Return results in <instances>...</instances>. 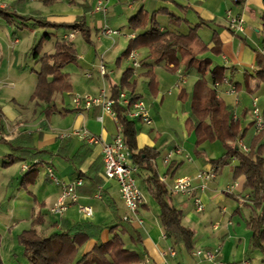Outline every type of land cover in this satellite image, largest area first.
Returning <instances> with one entry per match:
<instances>
[{
  "label": "crops",
  "instance_id": "obj_1",
  "mask_svg": "<svg viewBox=\"0 0 264 264\" xmlns=\"http://www.w3.org/2000/svg\"><path fill=\"white\" fill-rule=\"evenodd\" d=\"M28 1L8 0L9 3L21 2L20 6L12 7L15 12L23 16L30 15L26 13ZM49 1L54 3L50 9L40 6L35 8L30 16L35 15L59 25L72 24L83 19L90 28L91 34L93 29L96 30L97 41L95 48L78 55L76 64L62 70L65 74V84L69 89L67 92L55 94L51 103H36L29 100L28 104H21L16 98L2 93L0 88V174L5 172L4 174L8 176L3 184L7 187L6 192L3 197H0V201H6L9 207H24L25 205L21 204L25 201L22 192L30 194L33 204L28 206L32 212L31 227L27 230L34 227L42 237L60 234L74 226L88 223L100 227L102 232L99 237L91 238L80 247L77 255L79 260L90 253L98 241L106 243L111 238L109 228L118 224L120 219L123 221L127 215V209L121 198L118 183L105 177L102 154L103 144L113 141L119 132V125L100 107L75 109L73 105L75 93L98 94L106 90L111 95L114 85H125L124 73L128 69L133 70L131 65L129 68L126 64L131 63L128 57L130 42L141 33L139 30H131L129 23L131 18L141 12L146 20H150L155 14L162 30L167 31H180L187 34L191 28L202 23L209 25L201 27L197 33L200 41L208 45L209 50L214 47L215 36L220 40V55L212 52L204 55L212 60L213 66L226 68L223 83L218 87L212 85L218 97L232 107L235 105L236 111L251 102L252 108H246L244 111L246 116H251L254 102L257 100V105L263 112L264 84L261 74L256 69L255 59L256 53H264V0H243L239 4L232 3L230 0H109L106 18L94 13L97 0ZM22 2L27 4L24 3V6H21ZM7 5L10 7L11 4ZM229 10L235 15L244 16L246 21L244 34H234L229 30L226 16ZM163 11H166V14L162 13ZM9 13L3 12L0 8V19L7 20L11 24L10 20L6 19L9 18L6 17ZM170 14L179 17L180 22L170 19ZM105 26L117 31L118 38L105 36L103 34ZM24 28L30 34L35 33V37L39 35L40 29L34 30L27 26ZM69 34L56 33L58 37ZM77 34L78 32L75 37ZM55 41L56 39L53 38L47 43L51 48L44 47L43 54L54 53ZM121 41L127 45L123 51ZM17 43L19 44L18 39L14 44ZM72 44L74 46L73 42ZM135 52L138 54L140 68L133 70L134 74L130 78L128 75H125V78H128L130 85H133L134 95L141 96L148 103L153 118L152 126L135 121L138 129V147L139 149L147 147L159 152L154 164L159 177L166 180L164 184L169 189L182 171L194 177L199 171L214 168L210 164L198 161L195 157V136L190 134L186 123L189 107L178 99L182 89L188 93L192 92L199 76L194 72L184 71L183 67L172 74L164 72L163 67H154L153 74L156 82L155 85L149 86L151 76L146 73L151 69L145 66L151 63L146 60L149 49L139 48ZM100 60L107 67L108 74L105 77H102L99 72ZM1 61L2 58H0V72L3 67ZM17 64L16 58L8 60L5 73L0 76V83H13L10 73L14 67H18ZM36 65L40 67L39 64L36 63ZM250 71H253L255 75H251ZM34 73L36 74V71ZM88 75L91 77L89 78ZM241 76L244 79V89L238 82ZM254 76H257L258 80L254 81ZM175 80L178 81L176 85L179 91H176L173 97L169 94L173 93L172 89L174 91ZM146 84H148L147 87H145ZM231 85L236 87V94L229 93ZM36 87L37 81L30 90L31 96ZM124 91L130 90L126 88ZM99 118H102L103 122H100ZM250 127V124H244L245 129ZM79 129H86L90 134L101 137L103 143L90 145L78 137L71 136L73 131ZM176 148H181L184 153L176 156L171 164V161L167 163L165 161L167 154ZM25 150L30 152L26 154ZM159 163L162 164V171ZM237 164L238 162L233 161L230 167L233 168ZM169 167L171 169L168 171ZM47 168H52L62 183L68 184L79 178L84 182L77 189V203L71 205L62 218L51 212L60 197V187L57 186L56 191L53 190V194L50 195L43 188V186L54 184L47 175ZM191 170L195 172L191 173ZM222 173L223 170L219 169L217 179L209 184L205 193H195L205 206L203 213L196 211L193 197L184 195L173 197L177 208L184 213L183 225L196 233L194 252L219 249L218 259L221 264H264V256L251 247V231L248 228L250 210L246 206L241 207L237 201L229 199L224 194L229 183L238 181L239 187L235 195L240 197L247 195L249 191L245 190L246 178L241 176L235 180L231 170L229 175H226L231 182L228 180L223 183L220 181ZM136 177L138 182H141L142 177L138 176V172ZM140 186L142 189L141 184ZM9 188H16V192L8 197ZM38 190L41 191L44 199L36 194ZM142 191L146 198L139 209L141 223L129 224L133 230L140 233L142 243L134 246L129 236H123L127 247L141 254L142 260L139 264H210L202 257H194L193 253L189 254L183 245H174L161 225L160 207L147 192L143 189ZM46 198L51 199L52 203L47 204ZM79 206L93 208V217L82 216L78 211ZM206 212L204 217L198 216ZM34 223H36L35 226H33ZM216 224L219 226L215 227ZM121 229L120 227L119 230ZM12 231L11 227L10 232ZM21 233L10 234L5 239L0 234V257L3 264H6L5 250L11 255L9 264H29L24 256V248L18 241Z\"/></svg>",
  "mask_w": 264,
  "mask_h": 264
},
{
  "label": "trees",
  "instance_id": "obj_2",
  "mask_svg": "<svg viewBox=\"0 0 264 264\" xmlns=\"http://www.w3.org/2000/svg\"><path fill=\"white\" fill-rule=\"evenodd\" d=\"M166 1V0H163ZM8 10H3L7 12ZM162 13L166 14V11ZM9 16V15H8ZM170 19L180 22V18L170 14ZM23 22L33 21L34 25L44 29V35L32 48L29 58L40 65L36 72L37 87L30 101L36 103H51L57 93L67 92L69 87L65 84V74L62 70L69 65L76 64L78 54L72 43L65 36L58 37L56 33L82 34L90 46H94L91 39V30L85 20L79 19L72 24H54L36 16H16ZM209 26L202 23L191 28L189 33L180 31L162 30L157 16L154 14L150 20L139 12L130 19L129 27L134 31H141L131 42L128 57L131 52L139 48H148L150 61L146 68L151 69L146 75L151 76L149 86L155 85L156 78L153 74L154 67H165L170 72H176L180 67L186 72H194L199 76L191 93L185 89L180 91L178 99L189 107L187 127L190 134L195 136L194 155L202 159L204 164H210L219 169L224 168L232 161L238 162L237 166L231 168L233 178H246L245 190L249 193L245 196L225 194L229 199L237 201L241 207L250 210L248 228L251 231V247L264 256V132L254 134V122L250 123L249 129L244 128L246 113L237 117L234 108L226 104L218 97L217 91L212 85L222 84L226 75V68L213 66L210 58L204 57L208 52L220 55V40L214 37V47L209 50L208 45L203 44L198 36L201 27ZM53 38L55 51L53 54H43L45 43ZM255 66L262 76L264 84V54L256 53ZM134 74L128 69L123 80L125 85L113 86L110 95L115 100L114 111L117 114L118 125L121 134L126 140L130 153V162L137 167L138 176L141 178L142 189L147 192L158 204L161 210L160 221L166 236L172 240L174 245H183L189 254L194 252V230L183 225L184 213L177 208L174 198L168 187L160 181L159 173L154 164L159 152L151 148L139 149L136 122L129 120L123 108L117 103L119 93L124 89L133 99H142L134 95L133 85L129 84V78ZM210 77V79L208 78ZM129 87V88H128ZM264 117V111L262 112ZM250 131V132H249ZM247 135V136H246ZM242 139L249 151L244 152L239 147ZM206 142H220L225 150L220 159H209L202 145ZM246 142V143H245ZM21 150V149H20ZM24 150V149H22ZM26 154L30 150H25ZM173 161L170 162V164ZM171 166V165H170ZM171 168L169 167L168 171ZM238 197H240L238 199ZM241 198L246 203H241ZM109 228L111 238L106 242H97L93 250L77 260L80 247L91 238H98L102 229L92 224L74 226L60 234L42 237L33 227L23 231L18 236L19 243L24 248V256L29 264H139L142 260L141 254L136 250L129 249L123 240V236H129L131 244L138 246L142 243L139 232L133 230L128 222L121 221ZM36 223L33 224L35 226ZM122 228L121 231L119 228ZM1 241V235H0ZM0 264L2 263L0 257Z\"/></svg>",
  "mask_w": 264,
  "mask_h": 264
},
{
  "label": "built area",
  "instance_id": "obj_3",
  "mask_svg": "<svg viewBox=\"0 0 264 264\" xmlns=\"http://www.w3.org/2000/svg\"><path fill=\"white\" fill-rule=\"evenodd\" d=\"M232 3L239 4L243 0H230ZM109 10V0H97L94 13L99 14L106 18ZM228 20V28L234 34H244L246 29V21L243 15L234 14L229 10L226 14ZM76 32L65 36V39H73ZM103 34L107 37L117 36L118 32L105 26L103 28ZM264 54V53H263ZM133 70L140 68V62L138 54L133 51L129 55ZM99 72L102 77L108 74L107 67L104 62L99 65ZM90 78L91 75H88ZM228 83V81H226ZM216 87L219 84L215 85ZM230 94H236L237 89L231 85ZM117 103L123 108L125 116L129 120L139 121L146 126H152L153 118L150 112L148 104L143 99H133L132 96L126 91H121ZM73 105L77 110L91 109L94 107H100L105 113L111 115L113 119L118 123L117 114L114 111L115 100L107 93L106 90L100 91L98 94H75L73 96ZM252 121L254 122V134L258 135L264 132V117L260 111L257 100L254 102V108L251 112ZM100 122H103L102 118H99ZM71 136L78 137L90 145H98L103 143L101 137H96L90 134L86 129H79L72 132ZM239 147L248 152V147L244 144L243 140H239ZM184 152L181 148H176L169 152L165 158V161L169 163L176 156L182 155ZM103 164L104 174L108 180H115L119 185L120 195L127 209V215L123 218L124 222L141 223L139 218V209L143 205L145 197L142 189L138 184L136 173L137 167L130 162V153L126 144V140L121 134L119 128L118 134L115 136L111 143L103 144ZM47 175L49 179L55 183L61 189V194L58 201L54 204L51 212L62 218L70 206L77 203L78 195L77 189L83 185L81 178L76 179L68 184L62 183L52 168H47ZM218 170L213 168L211 170L199 171L194 177L185 176L175 179L169 188V191L173 197L184 195L193 197L194 206L198 213L205 211V206L199 196L195 193H205L208 190V186L211 182L217 179ZM160 181L165 183L164 178H160ZM239 187L238 181L230 184L224 190L225 194H234ZM241 203H246V199L241 198ZM79 213L87 218H91L94 215V210L91 207L79 206ZM216 224L215 227H218ZM219 249L215 251L198 250L193 252L194 257H202L210 264H221L219 261Z\"/></svg>",
  "mask_w": 264,
  "mask_h": 264
},
{
  "label": "rangeland",
  "instance_id": "obj_4",
  "mask_svg": "<svg viewBox=\"0 0 264 264\" xmlns=\"http://www.w3.org/2000/svg\"><path fill=\"white\" fill-rule=\"evenodd\" d=\"M22 3L23 4L21 6H24L25 2H22ZM27 3H28V6L26 8V11H27L26 13L30 15H31V12L35 10V8H38L41 6V7H45V9H47V7L48 9H50L51 5L54 4L53 1H49V0L48 1L29 0ZM7 4L9 5L11 4L10 7ZM20 4L21 2L9 3L8 0H0V8H2L3 10L6 9L8 10V12H10L9 14H6L7 16L6 15L5 16L9 17L6 19L10 20L11 22L10 24L9 22H7V20L0 19V58H2L1 62H3V67L1 68L0 76L4 75L8 60L16 58L17 63H18L17 64L18 67H14V69H12V72L10 73L13 78V83H7V84L0 83V88L2 89V93H6L9 96H12L11 98H16L19 103L28 104L30 100V96H31L30 90L32 89L33 86H35V83L37 81V76L34 72L35 71L37 72L40 69V67L36 65L35 60H32L31 58H29L28 55L30 54V51L32 50V48L40 41V39L44 35L45 30L40 28L39 26L34 25L33 21L23 22L19 18L16 17L17 15L19 16H23V15H20L18 12H15L12 6L18 7L20 6ZM14 8L15 10H17L16 7ZM43 9L41 10L43 11ZM30 15H27V16H30ZM41 19L42 18H40V20ZM25 26H27L30 29L33 28L34 30L40 29L39 35L35 37V33L30 34L29 31L26 30V28H24ZM91 35H92L91 39L94 45H96L95 43L97 41V34H96L95 29H93V33ZM113 37H116V36H113ZM116 38H118V36ZM16 39L19 40V44L18 43L14 44ZM68 41L70 43L72 42L74 43V46L77 50L78 55L79 54L82 55L83 53L91 50L92 48H95L94 46L88 45V43L85 41L82 34L80 33H78L75 38L68 39ZM120 44H121L122 51L127 48L126 43H124L123 41H121ZM43 46L47 48H51V46L48 45L47 43H45ZM7 48L9 50H7ZM1 55H4V56L1 57ZM100 62L101 60L99 61V63ZM126 64H128L129 68L132 66L130 62H127ZM163 68L164 70L163 69L162 70L164 72L166 73L168 72L172 74V72L165 70V67ZM33 70L35 71L33 72ZM161 73L162 72H160V74ZM250 74L255 75L253 71H250ZM253 80L254 81L258 80V77L254 76ZM178 81H179V78H178ZM243 81H244L243 76L238 78V82L241 85L242 89H244ZM177 82L175 80L174 91L172 89L173 93L169 94L170 96L173 95V97H175L176 91H179L178 86L176 85ZM147 86L148 84L145 85V87ZM75 94H92V93L76 92ZM233 108H234V112L236 116L242 117V114L244 113L246 108L247 109L252 108V103L248 102L245 107H240L238 111L235 110L236 108L235 105H233ZM251 122H252V117L246 116L243 123L249 125ZM202 149L205 150L206 155L209 159H215V160L220 159L225 153V150L220 142H206L205 144L202 145ZM197 159L198 161H202V159L200 158H197ZM232 162L228 164L227 166H225L224 168H222L223 173L221 175L220 181L223 183L228 182L229 180V178L226 177V175L228 176L229 173L231 172L230 166H232L231 165ZM161 167H162V164L159 163V168L162 171ZM194 172L195 170H191V173H194ZM4 173L5 172H1L0 174V197L4 196V192H6V188H7L5 185H3L4 182L6 181V178L8 177ZM185 176H189V175H187L186 173L182 171L179 173V175L175 179L185 177ZM229 182L231 181L229 180ZM233 183L234 182L229 183V185ZM138 184L140 186L141 182H138ZM43 188L46 191H48V195H50V194H53L52 192L53 190L54 192L56 191L57 185L54 183L53 185L43 186ZM7 191H8V197H9L11 196V194H13V192H16V188H13V189L9 188ZM36 194L40 198L44 199V196L42 195L40 190H38ZM22 196L24 197L26 201V202L25 201L21 202L22 205L23 204L25 205L24 207H18V208L14 207L13 208V206L9 207L6 201L4 202L0 201V207H1L0 208V234L4 236V239L7 238L10 234L16 235L18 233H21L23 230H27L31 227V212L32 211L31 209L28 208V206L29 207L32 206L33 199L30 197V194H27L26 192H22ZM144 197H145V194H144ZM45 200H47V204L52 203L51 199L46 198ZM50 200L51 202H49ZM206 214L207 212L204 214L198 215V216L204 217ZM11 227L13 228L12 232H10ZM6 251L7 250H5L4 258H5L6 264H9V258H11L10 257L11 255L10 253L8 254Z\"/></svg>",
  "mask_w": 264,
  "mask_h": 264
},
{
  "label": "water",
  "instance_id": "obj_5",
  "mask_svg": "<svg viewBox=\"0 0 264 264\" xmlns=\"http://www.w3.org/2000/svg\"><path fill=\"white\" fill-rule=\"evenodd\" d=\"M131 158V157H130Z\"/></svg>",
  "mask_w": 264,
  "mask_h": 264
}]
</instances>
